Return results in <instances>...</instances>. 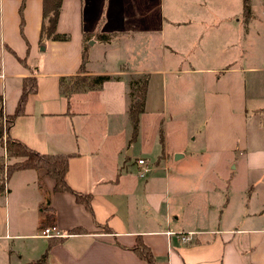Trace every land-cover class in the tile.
I'll return each mask as SVG.
<instances>
[{
  "label": "crops",
  "instance_id": "0c3cea01",
  "mask_svg": "<svg viewBox=\"0 0 264 264\" xmlns=\"http://www.w3.org/2000/svg\"><path fill=\"white\" fill-rule=\"evenodd\" d=\"M41 1L0 0L4 116L14 113L23 79L35 80L6 137L39 155L68 156L63 180L90 197V212L54 193L44 171L12 172L0 191V264L35 261L57 239L46 264H146L131 250L137 242L153 264H264V34L254 48L251 0L240 34L229 28L238 21L209 19L206 4L167 16L160 8L155 18L143 0H61L55 33L66 42L40 41ZM73 77L87 80L64 92ZM97 77L108 81L91 86ZM144 78L131 141L127 113ZM145 117L155 120L147 143ZM182 120L189 151L168 137ZM132 149L155 161L131 160ZM138 159L149 167L143 183ZM46 227L63 237L38 238Z\"/></svg>",
  "mask_w": 264,
  "mask_h": 264
},
{
  "label": "trees",
  "instance_id": "16d2710c",
  "mask_svg": "<svg viewBox=\"0 0 264 264\" xmlns=\"http://www.w3.org/2000/svg\"><path fill=\"white\" fill-rule=\"evenodd\" d=\"M60 1L61 0H42L41 1V20L42 24L39 30L40 35V41H59V42H66L68 39V36L66 35H58L55 33V27L57 24V16L60 10ZM249 3L250 0H241V14L244 21H247L250 18L249 14ZM95 39L101 43H108L112 36H104V35H95ZM90 39L89 35L83 34V43H85L87 40ZM86 46L83 45V49ZM85 64V52L82 51L81 58H80V66H79V74L82 73L83 67ZM74 83L67 85V87H63V82L60 80L59 86H60V92L61 88L63 87L64 92H70L72 86L78 87V85H81L82 82H85L87 78H83L80 80L81 82H77L78 78L73 77L72 78ZM104 81H108V78L105 77H97V79H93L90 83L91 86H95L99 83H102ZM139 84L134 86L133 88V94L131 95V103L130 107L128 109V121H130L131 125V132H130V140L133 141L137 137V129H138V117L140 114H142L143 111V98L145 95V86H146V78L141 80V82H138ZM131 86L134 85V83L130 84ZM35 91V80L31 78H25L23 79L22 85H21V92H20V98L17 102V105L15 107V111L12 115L4 116L1 110V99H0V146L3 152V156L0 157V191L3 190L4 182L6 179L11 175L14 171H22V170H33V171H44V174L46 177H48L52 183L53 188L52 191L54 193H68L72 195L75 199V202L83 207L85 211L90 212L89 208V196L85 195L82 196L80 194H77L73 190L69 189V187L64 182V174L67 170L66 162L68 159V156L64 155H42L37 154L30 149L24 147L22 144H20L17 141L9 140L6 137L7 130L10 126V123L13 121V119L17 116H20L22 114V104L25 100L26 96L28 94H31ZM62 91V92H63ZM63 92V93H64ZM2 120L4 123L2 124ZM160 134V132H159ZM4 135V138L2 139ZM6 158L7 160H12L11 165L6 163L5 165L2 163V160ZM3 169H5V172H3ZM53 216L50 215L49 218L43 219V222L48 223L49 219L52 222ZM52 225V223L50 224ZM72 233H78L79 230L73 229L71 231ZM57 242H60V239L52 240L48 243L46 249L44 250L43 254L40 256L39 259L35 261L28 262L27 264H46V253L47 250L53 245L57 244ZM131 250L146 264H153V257L151 253H149L148 249L145 248L140 242H137L134 247L131 248Z\"/></svg>",
  "mask_w": 264,
  "mask_h": 264
},
{
  "label": "rangeland",
  "instance_id": "374dc122",
  "mask_svg": "<svg viewBox=\"0 0 264 264\" xmlns=\"http://www.w3.org/2000/svg\"><path fill=\"white\" fill-rule=\"evenodd\" d=\"M145 5L148 7L149 13L151 17L158 18L157 16L160 13V8H163V16H167L168 11H174L177 8H193L194 6L198 7V5L206 4L208 6V9L211 11L210 12V18L209 19H214L216 22L220 21L223 19L224 21H232L234 23L235 21H238V23L234 24L233 26L231 25L229 28L232 30L234 34H240L242 33L243 29V19L241 17V0H143ZM264 0H251L250 3V10L252 14V21L249 23L248 28V36L250 42L254 45V48H256V41L264 34ZM130 22L129 25H136V17L130 15ZM227 26V25H226ZM226 27V28H228ZM166 37V35H165ZM168 39L171 37H167ZM176 38V37H175ZM166 41V38H165ZM89 43V42H88ZM78 78L77 82H81L80 80L82 78ZM75 80H73L74 82ZM169 112H164V115H167ZM181 114V112L179 113ZM161 114H157L159 117ZM161 117V116H160ZM97 122L103 123V117L102 115H98L96 117ZM172 119V118H170ZM142 121L143 124V133H142V142H148L150 139L149 135V126L151 122H154L155 120L145 117ZM191 126H189L190 128ZM194 129V127H193ZM201 126H197V128L194 129V131L198 132L200 131ZM169 132V141L173 145H179L180 140L184 142V149L189 151L191 146L190 142L187 141L188 135H187V128H185V125L183 124V120L181 123H174L171 125ZM190 133V132H189ZM188 133V134H189ZM200 133V132H199ZM193 135L194 132H192ZM187 141V142H186ZM132 155H131V160L134 159L140 154L142 157H145L149 159V162L155 161V155L153 154H146L140 151H136L134 149L131 150ZM11 159L6 161V158L2 160V163L5 165L6 163L11 165ZM3 172H5V169H3ZM148 175V174H147ZM146 175V176H147ZM146 176L144 178H146ZM141 183L144 182V179H139Z\"/></svg>",
  "mask_w": 264,
  "mask_h": 264
},
{
  "label": "built area",
  "instance_id": "2783aa9c",
  "mask_svg": "<svg viewBox=\"0 0 264 264\" xmlns=\"http://www.w3.org/2000/svg\"><path fill=\"white\" fill-rule=\"evenodd\" d=\"M4 123V121L2 120V124ZM4 138V135L2 137V139ZM135 165L138 168L137 171V177L139 179H144V177L148 174L149 172V167L148 165L145 164V162L143 160H136L135 161ZM3 189L5 190V184L3 186ZM189 235L187 234L186 237L181 238L180 240L184 243L189 242L190 237H188ZM38 238L42 239H57V238H61L63 237L62 234L56 230L54 227H46L43 228L37 235Z\"/></svg>",
  "mask_w": 264,
  "mask_h": 264
}]
</instances>
